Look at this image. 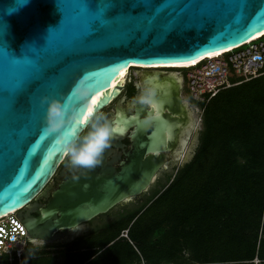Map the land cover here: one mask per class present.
Segmentation results:
<instances>
[{"label": "water", "instance_id": "water-1", "mask_svg": "<svg viewBox=\"0 0 264 264\" xmlns=\"http://www.w3.org/2000/svg\"><path fill=\"white\" fill-rule=\"evenodd\" d=\"M97 2L108 0H0V216L15 211L31 244L63 239L140 194L190 134L194 142L182 161L192 158L198 126L181 97L179 74L130 67L140 69L135 70L139 92L125 103L120 98L114 113L101 122L112 130L101 163L80 172L71 168L65 147L76 143L92 118L119 94L129 64L187 63L235 48L264 31V0H140L142 9H109L106 15L112 17L92 27L101 10L89 8ZM41 77L46 87L36 94L34 107L11 110L6 95ZM80 77L90 92L84 103L69 97ZM145 87L152 91L150 104L136 99ZM41 96L73 104L74 119L57 133L44 132ZM23 101L20 96L17 104ZM124 138L130 145L120 158L111 148H122ZM73 173L79 179L73 180ZM53 176L58 182L51 188ZM40 198L46 203L36 204ZM22 210L29 213L20 217Z\"/></svg>", "mask_w": 264, "mask_h": 264}, {"label": "trees", "instance_id": "trees-1", "mask_svg": "<svg viewBox=\"0 0 264 264\" xmlns=\"http://www.w3.org/2000/svg\"><path fill=\"white\" fill-rule=\"evenodd\" d=\"M200 106L192 158L116 234L113 223L55 250L28 243L21 264L58 252L61 264H264V77Z\"/></svg>", "mask_w": 264, "mask_h": 264}, {"label": "built area", "instance_id": "built-area-1", "mask_svg": "<svg viewBox=\"0 0 264 264\" xmlns=\"http://www.w3.org/2000/svg\"><path fill=\"white\" fill-rule=\"evenodd\" d=\"M184 93L197 107L201 123L203 106L219 91L257 77H264V34L214 57L174 68ZM127 238L126 230L120 234ZM26 230L15 211L0 216V264H21L28 245Z\"/></svg>", "mask_w": 264, "mask_h": 264}, {"label": "flooded vegetation", "instance_id": "flooded-vegetation-1", "mask_svg": "<svg viewBox=\"0 0 264 264\" xmlns=\"http://www.w3.org/2000/svg\"><path fill=\"white\" fill-rule=\"evenodd\" d=\"M135 70H140V69L131 68L129 75H127L125 77L124 81L122 82V88H121L119 94L113 100H111V102L107 105V106H111V110H108L105 112L106 115L102 119L99 120V123H101L104 120V118L109 116L111 112L114 113V111H113L114 106L120 98L123 97L124 103H125V100L131 99L138 94L139 87H137V83L139 82V77H138L139 75L135 72ZM132 89L134 92L130 93V91H132ZM183 94H185V93H184V89L182 87L181 97ZM182 99H183V97H182ZM124 103H122V104L124 105ZM186 103H187V105L192 104V103H189V100ZM189 110L191 111L190 108H189ZM191 117L193 118V116H191ZM88 125H90V123ZM87 127L80 134L79 138L76 141V144H79L81 142L82 138L84 136H86V134L89 132V131L88 132L86 131ZM192 137H193V134H190L188 139H187L185 146L182 149H177V150H179L177 153L178 155H175L173 158H171L166 163V165L164 167L160 168L157 171L156 176L153 179V181L151 182V184L144 191H142L140 194L133 196L124 202H120V203L116 204L115 206H113L107 212H105L103 214H99L96 217L92 218L91 220L80 224L71 234H67L63 239H58V240H55L52 242H44V241L38 240L36 242H33V245H35V247H43V248L52 249V250L62 248L66 245H69L70 243H73L74 241H77L78 238L85 236L86 232L90 233V232H93L95 230L98 231V230L104 229L107 226H109L110 224L117 222L119 219H121V217L123 215H125L129 212H132L133 210H137L134 208L139 209L143 204H145V205L149 204L151 201L150 198H152L153 196L155 197L162 190L159 188L164 184L162 182H164L166 180V178L169 176V173H170L169 171L170 170L173 171V169H174V171L176 172L178 170V167L180 166L183 158L185 157V155L187 153L186 150H188L190 143H192V141H193ZM121 144L123 145L122 148H111L116 153V154H114V153H112V154L119 155L120 158L123 157L122 151L127 150L129 148L130 143H129V140L127 138H124L123 140H121ZM67 157H69V155ZM108 159H109V157H108ZM114 167H115V169L119 168L117 163L114 164ZM77 171L80 172L81 170H77ZM57 182H58V178L53 176L50 180L51 188H54L57 185ZM155 182H157V184H156V186L155 185L153 186V184ZM150 192H152V193H150ZM46 201H47L46 198H40V199H37L36 204L42 205V204H45ZM142 209H141V211H142ZM111 211H113V212H111ZM27 213H29V211L22 210L20 212V217L21 216L23 217ZM30 214L34 217L36 216V213H34V212H31ZM100 218H103V219H100Z\"/></svg>", "mask_w": 264, "mask_h": 264}, {"label": "clouds", "instance_id": "clouds-1", "mask_svg": "<svg viewBox=\"0 0 264 264\" xmlns=\"http://www.w3.org/2000/svg\"><path fill=\"white\" fill-rule=\"evenodd\" d=\"M168 69V67H167ZM174 70V68H169ZM140 87V85H137ZM90 95L88 85L83 77L78 78L71 86L69 97L73 102L84 103ZM139 103L150 104L152 100V91L149 88H141L140 95L136 98ZM39 103L44 106V132L57 133L69 120L74 119L75 112L73 104L68 100L61 102L55 98L41 96ZM102 119L97 118V121ZM112 130L107 123H93L89 132L84 136L79 144L72 143L65 147L69 155V164L72 169L86 170L101 163V157L104 150L109 146ZM83 172H81V175ZM73 180L79 179V176L73 173ZM87 187V185H84ZM122 232V231H121ZM119 237H121L119 235Z\"/></svg>", "mask_w": 264, "mask_h": 264}, {"label": "snow or ice", "instance_id": "snow-or-ice-1", "mask_svg": "<svg viewBox=\"0 0 264 264\" xmlns=\"http://www.w3.org/2000/svg\"><path fill=\"white\" fill-rule=\"evenodd\" d=\"M135 4V7H132L131 5ZM121 6H123V9L125 11H127L129 8L132 9H142L144 7V5L140 2V0H108V2H103V3H96L95 7L90 9L89 6L87 5V7L89 8L90 11H92L93 13L97 12L98 9H100V17L99 19H96L93 21L92 23V27H96V25L99 23L100 19H108L111 18L112 16H108L106 15L107 11L109 9L112 8H120ZM135 15V14H133ZM95 33H93L94 35ZM4 50L7 54L11 55L9 53V51L7 50L6 46L4 45ZM28 55H31V53H26ZM13 56V55H11ZM45 80L44 77H41L39 79H34L31 80V82H25L20 84V86L12 93V95L10 97H8L6 95V104L10 107L11 110L13 111H17L21 108L25 109V110H30L34 107L33 105V100L36 96V94L41 91L43 88L46 87V84L43 82ZM33 82L35 83L34 87H29V85ZM23 96L24 97V101L22 104L18 105L17 104V100L18 97ZM29 130H31L29 128ZM114 131H116L117 129H113ZM39 127L36 128V132L39 134Z\"/></svg>", "mask_w": 264, "mask_h": 264}, {"label": "rangeland", "instance_id": "rangeland-1", "mask_svg": "<svg viewBox=\"0 0 264 264\" xmlns=\"http://www.w3.org/2000/svg\"><path fill=\"white\" fill-rule=\"evenodd\" d=\"M169 69V68H168ZM167 68H161V70H165V72H167L166 70H168ZM131 71V69H129V71H128V74L127 75H129V72ZM171 72H177L176 70H172L171 69ZM126 75V76H127ZM182 97H183V99L187 102L188 101V98H187V96L185 95V94H183L182 95ZM190 103V102H189ZM188 103V104H189ZM189 106V108L191 109V114H192V116H193V118H194V120L196 121V123H197V117H198V115H199V112H198V109H197V107H195V105H193V104H189L188 105ZM108 110H111V106H106L105 108H103L102 110H101V112L100 113H98L96 116H94L93 118H92V120H91V122H90V125H88V127H87V132L90 130V128H91V125L93 124V123H97V122H99V121H97V118L98 117H101V118H103L105 115H106V111H108ZM196 126H198L197 127V129H198V132H199V130L201 129V123H197L196 124ZM195 126V127H196ZM186 151H188V150H186ZM189 160H187L186 162H188ZM186 162H184V161H182L181 162V164H180V166L178 167V170L186 163ZM170 173H169V176L166 178V180L164 181V182H162V183H164L165 185L169 182V180H170V178L176 173L175 171H174V169H173V171H169ZM156 184H157V182H155L154 184H153V186L155 185L156 186ZM162 185L163 187L165 186V185ZM152 186V187H153ZM160 187L159 189H162L163 187ZM158 189V190H159ZM157 190V191H158ZM154 191V190H153ZM150 193H152V192H150ZM155 193V192H154ZM134 209H138V208H134ZM133 211H135V210H133ZM111 212H113V211H111ZM100 219H103V218H100ZM124 219H125V217L123 218V216H122V218H121V222H118V223H114V228H112L111 230H109L112 234L111 235H114V234H116V232H117V229H119V227L121 226V224L123 223V221H124ZM124 230H126V232L128 231V229H124ZM96 231V230H95ZM123 231V230H122ZM94 232V231H93ZM93 232H90V233H87L86 232V234H85V236H87V235H89V234H91V233H93ZM121 234V231H120V233H119V235ZM119 235H118V237H119ZM41 248H43V247H38L37 249L39 250V249H41ZM52 257H54V259H53V261H52V263L53 264H61V262H62V260H63V258H64V255H63V252H58V253H55V254H53L52 255ZM141 264H142V262H141Z\"/></svg>", "mask_w": 264, "mask_h": 264}, {"label": "bare ground", "instance_id": "bare-ground-1", "mask_svg": "<svg viewBox=\"0 0 264 264\" xmlns=\"http://www.w3.org/2000/svg\"><path fill=\"white\" fill-rule=\"evenodd\" d=\"M264 34V31L261 32V33H258V34H255L253 35L252 37H250L247 41H251L253 39H256L257 37H260ZM228 50V49H227ZM223 51H217V52H214V53H209L207 55H204V56H201L195 60H192L190 62H187V63H170V64H152V65H139V64H129L127 69H126V72L124 74V77H123V80L122 82L124 81L130 67H141V68H144V69H161V68H167V67H171V68H178V67H185V66H188V65H192L193 63H195L196 61H199L201 59H204V58H210V57H214L216 55H219L220 53H222ZM122 82L120 84H122ZM92 113V112H91ZM91 113L89 114L88 117L91 116Z\"/></svg>", "mask_w": 264, "mask_h": 264}, {"label": "crops", "instance_id": "crops-1", "mask_svg": "<svg viewBox=\"0 0 264 264\" xmlns=\"http://www.w3.org/2000/svg\"><path fill=\"white\" fill-rule=\"evenodd\" d=\"M32 245H33V243H32ZM35 246V245H34Z\"/></svg>", "mask_w": 264, "mask_h": 264}]
</instances>
